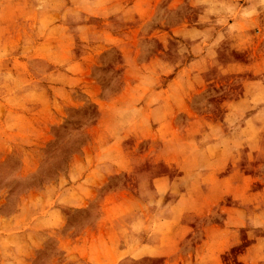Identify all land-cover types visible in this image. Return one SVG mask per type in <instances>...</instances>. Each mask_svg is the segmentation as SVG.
<instances>
[{"label":"rangeland","instance_id":"obj_1","mask_svg":"<svg viewBox=\"0 0 264 264\" xmlns=\"http://www.w3.org/2000/svg\"><path fill=\"white\" fill-rule=\"evenodd\" d=\"M178 200L214 247L135 254ZM83 254L264 264V0H0V264Z\"/></svg>","mask_w":264,"mask_h":264},{"label":"crops","instance_id":"obj_2","mask_svg":"<svg viewBox=\"0 0 264 264\" xmlns=\"http://www.w3.org/2000/svg\"><path fill=\"white\" fill-rule=\"evenodd\" d=\"M146 199H140L138 198V204L145 201ZM197 201V200H196ZM148 202V201H147ZM186 204H182L181 200H178L176 202L174 201H166V206L165 208L167 209V212H164V215L162 216V223L156 222V223H160L161 227L158 226L156 228V232L153 231V225L150 227V230L148 231V233H146V235L144 237H141V239L137 242L134 241L136 235L133 234L132 237L130 238V245L132 246V251L135 252V254L137 253L140 257L141 256H158V255H163L166 256V258H168L169 256H171L173 253L176 254L178 253V255H183L185 253L187 254H199L200 252L203 251H209L210 249H212L214 247V245L216 244V240L219 238V233L217 232V229L219 228L218 222L213 220V217L210 216L207 220V222L205 223L206 226H202V233L201 236L199 237L198 240H195L193 243H191L190 241V237L188 236V233L191 231H193L190 222L188 220L189 217H191L192 214V210H190V206L187 205V201H185ZM199 203V201L197 202ZM209 206V211L212 213V205L213 202H206ZM201 204V202H200ZM196 207H198L195 204ZM202 206V204H201ZM138 207V206H137ZM178 210V215H176ZM160 216V217H161ZM197 216V215H196ZM207 216V215H206ZM149 217V220H151L152 216L150 214V216L148 214H144V215H136L134 217L133 222H145L146 219ZM172 219H174L175 223H172ZM199 220L198 217H196L195 221ZM171 224H174L173 226H171ZM112 229L108 232L106 229H104L103 227L99 228V232L100 229L101 230H105V238L107 237V234L110 233L111 235H114V237L116 238L117 242L120 244V239H122L125 235L126 232L128 231V229L126 227H111ZM188 228L192 229V230H188ZM92 233H94V237H92ZM227 236V241L229 239L228 234H226ZM84 238H87V242H90L92 238L93 240H97L98 238H104V233H97L94 230H91V228H89L88 232L87 229L84 230V234L81 236V239L83 240ZM108 238V237H107ZM82 240L80 241V243L82 242ZM86 242V243H87ZM122 244V243H121ZM212 252V250H211ZM82 259H84V261H78L77 264H92V262H90L88 260V257L86 256V254H83V256H80ZM101 260V259H100ZM171 259H168V261ZM166 260V262H168ZM173 262L170 261L166 264H172Z\"/></svg>","mask_w":264,"mask_h":264}]
</instances>
